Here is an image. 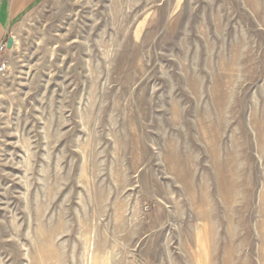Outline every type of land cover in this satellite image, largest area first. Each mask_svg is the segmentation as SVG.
Instances as JSON below:
<instances>
[{
	"label": "rangeland",
	"instance_id": "rangeland-1",
	"mask_svg": "<svg viewBox=\"0 0 264 264\" xmlns=\"http://www.w3.org/2000/svg\"><path fill=\"white\" fill-rule=\"evenodd\" d=\"M0 54V264H264V0H40Z\"/></svg>",
	"mask_w": 264,
	"mask_h": 264
},
{
	"label": "crops",
	"instance_id": "crops-1",
	"mask_svg": "<svg viewBox=\"0 0 264 264\" xmlns=\"http://www.w3.org/2000/svg\"><path fill=\"white\" fill-rule=\"evenodd\" d=\"M40 0H0V45L10 38L12 25Z\"/></svg>",
	"mask_w": 264,
	"mask_h": 264
},
{
	"label": "built area",
	"instance_id": "built-area-1",
	"mask_svg": "<svg viewBox=\"0 0 264 264\" xmlns=\"http://www.w3.org/2000/svg\"><path fill=\"white\" fill-rule=\"evenodd\" d=\"M6 44H7V42H4L0 45V54L8 51L6 48ZM7 65H8L7 61H5V60L0 61V74H3L5 72Z\"/></svg>",
	"mask_w": 264,
	"mask_h": 264
},
{
	"label": "water",
	"instance_id": "water-1",
	"mask_svg": "<svg viewBox=\"0 0 264 264\" xmlns=\"http://www.w3.org/2000/svg\"><path fill=\"white\" fill-rule=\"evenodd\" d=\"M13 44H14L13 39L9 38L6 44V48L8 51H10L13 48Z\"/></svg>",
	"mask_w": 264,
	"mask_h": 264
}]
</instances>
